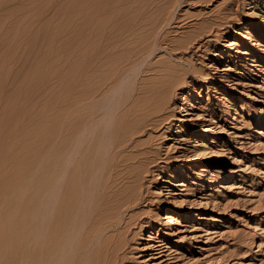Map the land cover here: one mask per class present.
<instances>
[{
    "label": "rangeland",
    "instance_id": "obj_1",
    "mask_svg": "<svg viewBox=\"0 0 264 264\" xmlns=\"http://www.w3.org/2000/svg\"><path fill=\"white\" fill-rule=\"evenodd\" d=\"M102 20L106 61L90 71L92 90L105 82L102 111L124 86L174 88L165 114L103 175L136 198L94 214L81 232L91 255L264 264V0H0V264L51 263L47 171L57 150L83 145L86 130L68 141L67 106L84 99V37L94 42ZM125 170L136 178L121 179Z\"/></svg>",
    "mask_w": 264,
    "mask_h": 264
},
{
    "label": "bare ground",
    "instance_id": "obj_2",
    "mask_svg": "<svg viewBox=\"0 0 264 264\" xmlns=\"http://www.w3.org/2000/svg\"><path fill=\"white\" fill-rule=\"evenodd\" d=\"M119 11L120 10L117 12ZM93 26L99 30V35L95 37L96 35L94 34L95 38H92L94 42L91 40L94 44H92L89 40L90 37H88V35L90 34H88V32L91 33L89 30H87L88 32L85 33L86 36L84 37V99L83 101L81 100L79 104L76 103L74 105L73 103L72 105L68 104L67 106L69 109L67 111V127L70 133L69 136H71V140L68 141L72 143V137H74L72 134L77 131L75 128L79 131L86 130V135L84 136L85 139L83 138L84 142L82 143L83 145L80 149H78L79 152L72 151L67 154L62 152V154H65V157L63 155L62 159H60L62 154L59 156L55 155L58 151L57 150L54 153L53 159L50 160L52 161L50 171H47L50 173H48L51 180L49 184H51L52 187H50L53 191V195L51 193L53 196V202L51 201L52 207H49L51 208V212L48 211L50 213V217L49 215L47 216L50 218V223L49 220H47L48 218L46 219L47 223H49L48 225L46 224V229L48 230L47 233H49V235L47 234L49 236V244H47V247L50 246V252L48 250H45V252H48L47 257L49 256L48 259L50 258L51 263L48 262L50 264H96V255H94V252H92L93 255H91V251L89 249L91 239L89 240V238H87L88 234L86 235L84 234L85 232H83L82 234L85 235V238L81 234L82 230L89 224V222L90 224L93 222L94 214L100 210L99 208L103 206L105 207L108 203L112 205V203L114 204L115 202L110 201L116 200L117 202L121 201L123 203H127L128 201L131 202V200L136 198V195H133L134 197H132L131 194H125L124 188H110L109 190L108 186L107 188L105 186L108 180L107 177L111 172L110 170L114 167L115 163H119L120 161H114L115 155L119 151L122 152V150L128 147L135 134L144 131L147 126L153 124L165 114L167 108L169 107L171 95L173 93L171 88L174 85L172 86L173 81L170 79V81L168 80L170 83L167 81L165 82L164 79V81L162 80L163 83L160 81L161 83L158 82V84L156 83L151 87L148 86L149 88H143L140 84L139 86L135 84L133 89L131 87L124 86L119 92L118 99L115 104H111L109 108L107 107V110L102 111L97 97L99 98L101 85L105 82L100 79L96 80L97 83H95L96 85L92 90L90 88V71L92 69L97 70L100 65L105 63V54L107 52L105 51L106 43L102 42V40L104 38H108L107 35L111 29L110 25L103 20ZM89 27L87 29H90ZM96 28L95 31H97ZM89 43L92 44L93 47H91ZM144 70L145 69H142L141 71ZM136 80L134 82H136ZM128 88H131V90ZM189 105L190 102H187L183 109H187ZM77 110H80L81 114L80 112H77ZM76 112L80 115L77 116L78 114L76 115ZM118 155L117 158L120 157ZM46 170L47 169H45V171ZM106 172L107 175L105 178L107 180L103 177ZM112 172H114V170ZM120 177L121 179L127 180L132 178L135 179L136 172L130 170L121 171ZM47 178L49 177L47 176ZM107 206H109V204ZM37 208L38 207H36V209ZM39 215L40 211L38 213V217ZM105 216L107 217V213ZM96 218L97 217H94V220H96ZM100 222H102V220H100ZM41 225L39 227L43 226ZM104 225L102 228L99 226V229L104 230L107 228V224ZM91 226L92 225H90V227ZM86 228L87 230H85L88 231V226ZM95 230L98 231L97 229ZM99 231L97 232L98 234ZM95 234L93 238H95ZM89 237H91V235H89ZM38 238H36V240ZM37 241L39 249L37 250L38 247L36 246V250L38 251V254H36L40 257L44 254L41 252V255L40 253V248L43 245H41V239H38ZM44 242L42 241V243ZM35 244H37V242ZM45 245L46 242L44 244V248H47ZM96 250L99 249L96 247ZM99 254L100 253H97V257ZM41 264H44V262H41Z\"/></svg>",
    "mask_w": 264,
    "mask_h": 264
}]
</instances>
